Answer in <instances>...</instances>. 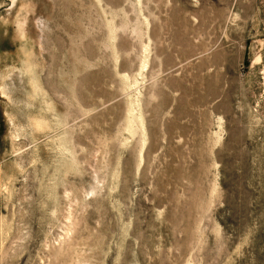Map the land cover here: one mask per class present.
I'll list each match as a JSON object with an SVG mask.
<instances>
[{
    "label": "rangeland",
    "instance_id": "rangeland-1",
    "mask_svg": "<svg viewBox=\"0 0 264 264\" xmlns=\"http://www.w3.org/2000/svg\"><path fill=\"white\" fill-rule=\"evenodd\" d=\"M0 264H264V2L0 0Z\"/></svg>",
    "mask_w": 264,
    "mask_h": 264
},
{
    "label": "bare ground",
    "instance_id": "bare-ground-1",
    "mask_svg": "<svg viewBox=\"0 0 264 264\" xmlns=\"http://www.w3.org/2000/svg\"><path fill=\"white\" fill-rule=\"evenodd\" d=\"M19 19V18H18ZM20 20V19H19ZM15 21H17V20H15ZM25 22H26V20H25ZM24 20H20V21H18V24H17V30H18V32H19V34L23 37V33H24ZM14 23H16V22H14ZM26 24V23H25ZM14 25H16V24H14ZM18 34V33H17ZM20 36V37H21ZM20 39V38H19ZM22 40V39H21ZM23 46V45H22ZM27 47V46H26ZM21 50H22V58H21V61H23V63L24 62H27V66H28V68L31 66V62H30V60H29V53L27 52V51H25L24 50V48H21ZM23 56H24V58H23Z\"/></svg>",
    "mask_w": 264,
    "mask_h": 264
},
{
    "label": "crops",
    "instance_id": "crops-1",
    "mask_svg": "<svg viewBox=\"0 0 264 264\" xmlns=\"http://www.w3.org/2000/svg\"><path fill=\"white\" fill-rule=\"evenodd\" d=\"M264 2V0H262Z\"/></svg>",
    "mask_w": 264,
    "mask_h": 264
}]
</instances>
